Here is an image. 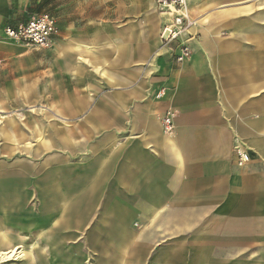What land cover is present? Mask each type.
Masks as SVG:
<instances>
[{
    "label": "crops",
    "instance_id": "obj_1",
    "mask_svg": "<svg viewBox=\"0 0 264 264\" xmlns=\"http://www.w3.org/2000/svg\"><path fill=\"white\" fill-rule=\"evenodd\" d=\"M239 14L248 17L229 24L233 39L222 40V23L218 30L203 27L181 63L173 57L176 41L162 44L154 33L60 28L48 49L57 54L60 119L44 113L28 127L0 114V264L11 251L15 260L6 264H127L136 255L143 259L132 264H147L148 256L180 250L202 264L205 256H222L226 264L251 257L258 264L256 257H264V0L216 16L222 22ZM159 91L163 97L156 99ZM168 110L173 127L164 132ZM64 121L74 122L76 140ZM79 134L86 155L82 165L68 167ZM238 150L249 156L242 167ZM99 208L98 227L112 251L94 258L96 240L89 235L82 244L77 231ZM131 241H139L137 252L128 251Z\"/></svg>",
    "mask_w": 264,
    "mask_h": 264
},
{
    "label": "rangeland",
    "instance_id": "obj_2",
    "mask_svg": "<svg viewBox=\"0 0 264 264\" xmlns=\"http://www.w3.org/2000/svg\"><path fill=\"white\" fill-rule=\"evenodd\" d=\"M212 0H185L182 8L168 11L167 15H162L158 10L155 0H26L17 3L14 0H0V106L4 113L11 119L20 120L28 127L38 123L39 117L44 113L51 116L52 120H59V74L57 70V54L48 49H34L19 43L7 40L3 35L5 26L23 21L27 16L48 13L55 18L58 33L61 27L73 26L99 27L102 25L112 26L115 30H121L123 26L130 30V34L156 35L158 42L161 41V34L164 28H169L172 32H177L174 39L177 45H188L190 41L196 40L203 35V27L214 26L216 30L219 23H222V40L233 39L236 34L229 24H238L245 20L246 14H239L227 17L226 19L216 16L221 10H231L239 8L257 0H236L212 3ZM252 15V14H251ZM12 25V26H13ZM194 27L193 34L187 32ZM117 32V31H115ZM217 34L220 35L218 32ZM264 34V32H263ZM250 35V33H246ZM204 36V35H203ZM58 35L50 48H53L58 41ZM140 37L138 36V39ZM234 39L238 40V37ZM239 41V40H238ZM162 44H164L162 42ZM246 44H249L246 42ZM49 48V49H50ZM29 91L32 97L24 102L22 94ZM88 91V90H84ZM22 115V117H20ZM18 116V117H17ZM65 118L64 115L62 116ZM22 118V120L20 119ZM64 125L76 140L74 122H67ZM78 135L79 144L75 155L67 161V166L78 167L82 158L86 155L83 150V143ZM25 161L23 157L17 158L14 162ZM103 215L102 209H97L93 220L84 224L81 230L77 231V241L82 244L91 235L97 242L96 248L92 251L94 258L100 257L104 249L112 251L106 234L98 227L100 218ZM91 229V230H90ZM89 231H92L89 232ZM128 251H138L139 241L127 243ZM130 247V248H129ZM113 249V247H112ZM115 251V249H113ZM185 250H180L178 254H166L161 257H146L147 264H202L193 262L196 257L189 255ZM5 257V256H3ZM207 260L204 264H226L222 261V256H205ZM251 257H242V264H251ZM258 264H264V257H256ZM143 259L138 255L126 257L127 264H132ZM2 261L15 260L14 257H5ZM8 260V261H7ZM234 264V262H227Z\"/></svg>",
    "mask_w": 264,
    "mask_h": 264
},
{
    "label": "built area",
    "instance_id": "obj_3",
    "mask_svg": "<svg viewBox=\"0 0 264 264\" xmlns=\"http://www.w3.org/2000/svg\"><path fill=\"white\" fill-rule=\"evenodd\" d=\"M158 10L162 15H167L168 11H174L184 6L185 0H155ZM169 15V14H168ZM4 37L12 42L19 43L26 47L34 49H49L58 35V27L55 18L48 13L33 15L25 22H21L14 26H7L3 30ZM177 36V32H172L169 28H164L161 34V41L168 44ZM176 49L179 54L174 55L176 62L181 63L189 54L187 45H177ZM163 97V92L159 91L155 94V98ZM174 113L168 110L161 119L164 132H168L173 127ZM249 156L244 151H236V163L239 167L246 165Z\"/></svg>",
    "mask_w": 264,
    "mask_h": 264
},
{
    "label": "bare ground",
    "instance_id": "obj_4",
    "mask_svg": "<svg viewBox=\"0 0 264 264\" xmlns=\"http://www.w3.org/2000/svg\"><path fill=\"white\" fill-rule=\"evenodd\" d=\"M173 9V8H171ZM188 31V30H187ZM75 208V207H74ZM70 214V213H69ZM16 251H11V252H8L6 254H4V256L8 257V258H11V257H14Z\"/></svg>",
    "mask_w": 264,
    "mask_h": 264
}]
</instances>
